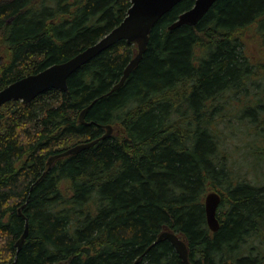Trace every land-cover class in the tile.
Segmentation results:
<instances>
[{
    "label": "trees",
    "instance_id": "1",
    "mask_svg": "<svg viewBox=\"0 0 264 264\" xmlns=\"http://www.w3.org/2000/svg\"><path fill=\"white\" fill-rule=\"evenodd\" d=\"M194 2L159 19L141 62L110 94L136 41L92 58L66 91L0 108V264H185L168 239L153 244L166 230L186 241L191 264H264V182L239 178L226 131L231 96L246 95L236 110L252 122L264 110V0H216L196 25L170 28ZM130 6L0 0V90L94 44ZM106 125L109 137L48 164ZM210 191L222 197L216 232Z\"/></svg>",
    "mask_w": 264,
    "mask_h": 264
},
{
    "label": "water",
    "instance_id": "2",
    "mask_svg": "<svg viewBox=\"0 0 264 264\" xmlns=\"http://www.w3.org/2000/svg\"><path fill=\"white\" fill-rule=\"evenodd\" d=\"M181 1L182 0H131V6L124 20L97 42L64 62L56 63L39 72L28 74L2 88L0 90V108L5 103L12 100H21L24 103H29L50 88L66 91L68 90L69 77L78 68L120 40L136 41L138 43L137 54L124 69L118 83L115 84L107 94L119 89L141 62L147 50L150 34L155 24L164 14L169 12ZM215 1L216 0H195L194 5L190 9L182 12L170 28H177L184 24L196 25L206 15ZM93 103L84 108L80 113L79 117L81 123L89 124L86 122L85 116ZM1 123L2 120L0 118V125ZM106 128L107 132L100 138L78 143L52 155L48 164L52 165L53 162L60 157L78 153L96 144L100 139L109 137L113 132V127L112 125H106ZM221 201L222 197L217 191H210L205 196L207 222L210 229L214 232L218 231L220 228L218 212ZM28 229L29 225L27 222L25 231L17 242L18 251L22 248L23 242L28 234ZM163 239H168L172 243L185 264H191L187 243L180 235L166 230L158 236L153 244ZM12 264H15V262Z\"/></svg>",
    "mask_w": 264,
    "mask_h": 264
},
{
    "label": "rangeland",
    "instance_id": "3",
    "mask_svg": "<svg viewBox=\"0 0 264 264\" xmlns=\"http://www.w3.org/2000/svg\"><path fill=\"white\" fill-rule=\"evenodd\" d=\"M259 44L252 39L248 41L247 45L259 47ZM245 96H231V105H229L231 107V124L227 121L229 127L226 130L231 134V138H229L231 142L229 144L228 139L227 143L231 152V162L234 167H238L239 178L262 183L264 182V110L261 114H257L254 122L250 116L238 115L237 105H239V101L247 99ZM250 97L252 94L248 99ZM256 124L258 126L255 127ZM257 146L261 150H258Z\"/></svg>",
    "mask_w": 264,
    "mask_h": 264
}]
</instances>
